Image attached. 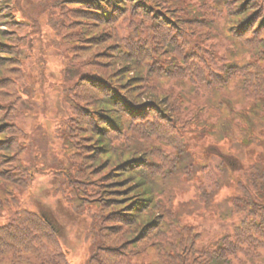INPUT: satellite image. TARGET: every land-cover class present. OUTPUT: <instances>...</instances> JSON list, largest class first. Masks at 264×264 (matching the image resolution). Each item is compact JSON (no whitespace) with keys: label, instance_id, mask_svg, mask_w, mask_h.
I'll list each match as a JSON object with an SVG mask.
<instances>
[{"label":"trees","instance_id":"1","mask_svg":"<svg viewBox=\"0 0 264 264\" xmlns=\"http://www.w3.org/2000/svg\"><path fill=\"white\" fill-rule=\"evenodd\" d=\"M59 2L29 15L0 0V21L30 19L36 34L47 8L55 30L67 4L91 21L69 23L68 51L89 70L57 124L61 159L53 145L33 148L19 122L30 94L10 79L14 48L0 39V264H264V0ZM125 23L117 53L106 43ZM52 171L66 180L51 195L89 220L83 260L29 202L35 177ZM176 179L194 189L188 209L173 202Z\"/></svg>","mask_w":264,"mask_h":264},{"label":"rangeland","instance_id":"2","mask_svg":"<svg viewBox=\"0 0 264 264\" xmlns=\"http://www.w3.org/2000/svg\"><path fill=\"white\" fill-rule=\"evenodd\" d=\"M60 4L59 0H48L43 2L42 0H21L20 6L23 8V12L31 15L30 13L43 12L42 6L44 4ZM64 3L63 5H65ZM74 4L65 5L66 12H68L67 20H64V26L53 29L50 24L51 14L50 9H45L40 17L41 26L37 25L38 30L41 28L43 31L40 34H36L32 30L34 23L30 19H26L23 26H19L16 22L7 24L6 22L0 21V29L3 37L0 39L12 44L13 53L9 54L12 58L7 62L12 66V72L9 74L10 79L14 84L20 88L23 92L30 94L29 103L27 107L22 109L25 111L19 117V122L25 125V129L28 132L30 129L34 131L30 136L34 137L33 148H43L47 145L55 146L59 158H62V149H64L63 140L61 139L62 131L58 128L60 123L65 117H67V111L73 107L72 101L76 102L75 90L77 89L74 85L80 74L83 71L89 70L85 67L84 63L88 57L82 55H72L69 52L71 44L67 43V37L69 36L70 29L69 23L72 25L80 22H85L87 25L91 24L89 20H81L75 17L73 13ZM17 11V10H16ZM29 12V13H28ZM54 12H57L54 10ZM71 14V16H70ZM22 13L12 12L13 17H22ZM73 17V19H72ZM13 19V18H12ZM50 20V22H49ZM54 20L59 21L60 17L57 14ZM53 24V23H52ZM98 24V23H97ZM127 24H122L120 29L110 33V38L117 35L118 38L107 41V46H114L115 51L118 53L122 51L121 45L119 44L120 37L125 33ZM18 29L19 32L16 31ZM21 29V31H20ZM100 29L107 31L108 27L103 25ZM5 32H10L12 37L4 38ZM74 32V31H72ZM16 34V35H15ZM73 34V33H72ZM10 36V35H8ZM114 44V45H112ZM65 45V46H63ZM63 46V47H62ZM77 48V47H76ZM91 55H95L98 47H91ZM64 50V52L62 51ZM77 50V49H75ZM113 54V53H112ZM93 57V56H92ZM10 59V58H9ZM7 75L8 73H3ZM1 75V76H4ZM9 78V77H8ZM31 108L29 112L28 109ZM61 135V136H60ZM150 147L152 146L149 144ZM158 145V143H157ZM51 153V148H48ZM53 156H47L45 162L50 166L54 165ZM228 161L234 164L235 167H240L241 163L234 157L229 156ZM49 169H46L47 172ZM55 175L41 173L35 177L34 184L32 185V193L28 194L30 197L29 202L32 203L38 209L45 210L50 214L53 221L60 228L61 239L73 249L72 257H79L81 260L85 257L86 246L88 242H85L84 229L88 225V218H83L75 213L71 212L64 205L61 204L60 200L53 197L52 195H62V185L65 182V177L51 172ZM182 179L174 180L178 184L172 186V195H174L173 202L176 206L186 205L182 209H188L191 206V200L193 198L192 193L194 189L191 185H186ZM52 194V195H51ZM194 194V193H193ZM92 200V199H88ZM211 209L217 211L215 202L211 203ZM92 206V204H89ZM95 210V209H93ZM196 213V212H195ZM201 212H199L200 214ZM195 216V215H194ZM207 217H209L207 215ZM193 217L189 220H195ZM7 220V215L0 217V222ZM204 220V219H203ZM193 222L196 231L202 230L209 231V225L204 224L202 220H195ZM204 240L202 239L201 242Z\"/></svg>","mask_w":264,"mask_h":264}]
</instances>
